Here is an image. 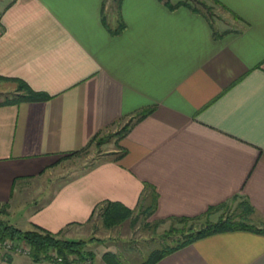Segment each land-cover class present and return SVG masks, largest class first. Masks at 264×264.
Instances as JSON below:
<instances>
[{"label":"crops","instance_id":"crops-1","mask_svg":"<svg viewBox=\"0 0 264 264\" xmlns=\"http://www.w3.org/2000/svg\"><path fill=\"white\" fill-rule=\"evenodd\" d=\"M168 2L179 0H0V205H31L27 227L9 223L64 236L106 201L138 210L157 194L159 220L239 194L264 226V0H216L210 18ZM5 78L52 97L3 104L16 89ZM149 107L115 149L48 181ZM3 254L0 264L32 263ZM156 264H264V233L216 232Z\"/></svg>","mask_w":264,"mask_h":264},{"label":"trees","instance_id":"trees-1","mask_svg":"<svg viewBox=\"0 0 264 264\" xmlns=\"http://www.w3.org/2000/svg\"><path fill=\"white\" fill-rule=\"evenodd\" d=\"M216 2V0H215ZM170 3V2H168ZM178 5H187L196 12H202L208 18L213 16V7L206 1L201 2L202 7H198L196 4L189 5L188 3L171 4V8H175ZM124 26V24H123ZM118 32V30L114 31ZM8 81L16 84L15 94L7 97L3 104H15L20 102H35L45 101L52 96L45 92L32 88L25 80L21 78H5ZM152 112V108H143L139 110L126 124L123 125L120 131L115 132L118 140H120L130 129L136 121L141 120ZM95 144L100 146L106 143L108 139L103 137L95 138ZM90 147V146H89ZM88 148V147H87ZM84 148L82 151H85ZM79 153V152H77ZM147 194H144L141 198V206L147 201ZM238 201L236 210H231V204ZM150 203L145 206L142 213L149 218L157 205V194L150 199ZM144 206V205H143ZM102 208L103 224L106 228H112L121 225L123 222L131 219L133 221L134 210L127 207L125 204L119 201H106L98 208ZM224 210V211H223ZM223 211L217 220L211 219L212 214ZM253 207L249 201L242 195H235L230 201L219 204L217 206H211L205 213L193 216V217H172L170 227L166 230L165 236L171 240V243H167L164 246L153 250L149 256L138 264H156L165 256L182 249L196 240L222 231H234V230H249L259 233H264V226L259 225L253 218ZM8 214V203L1 204L0 207V230L4 236H10L16 239L26 240L32 247L31 257L35 262H41L42 260L57 262V258H61V264H74L80 261H84L88 256L92 257L93 252L86 250L87 242L85 240L68 239L62 236L61 232L53 233L41 226L35 225L32 229H21L15 225L9 223L4 216ZM199 223L202 219H204ZM92 220V219H91ZM165 220H156L153 223L147 222L148 225L159 226L160 223ZM198 227L196 224H198ZM52 251L56 253V256L52 255ZM1 255V252H0ZM4 258L10 260V254H3ZM74 257V258H72ZM103 261L106 264H127L122 256L113 251H107L102 256Z\"/></svg>","mask_w":264,"mask_h":264},{"label":"rangeland","instance_id":"rangeland-1","mask_svg":"<svg viewBox=\"0 0 264 264\" xmlns=\"http://www.w3.org/2000/svg\"><path fill=\"white\" fill-rule=\"evenodd\" d=\"M202 1H206L209 5L213 6L212 11L215 15L219 14L220 8L213 0H179L180 3H188L189 5L196 4L198 7H202ZM13 84H7L8 91L10 89V85L16 86V84ZM3 86L4 84L0 82V92L6 89V86L4 88ZM14 94V89H11L10 92L5 94V97H10ZM124 124H126V122ZM124 124H122V127ZM122 127L119 128L118 131H120ZM114 133L115 132H109V134L105 136V138L108 139L106 143H103L100 146L96 144L91 145L85 151L72 155L69 158L62 159L59 166L53 169L51 174L52 180H48L47 178L39 180H44L43 184L46 185L47 182L45 180L51 181L52 183L54 181H60L61 179L67 178L70 175L74 176L77 173L83 172L87 166L92 165L93 162L101 157V155L116 148L117 144L115 143V138L117 135ZM51 183H49V185H51ZM25 184L31 191L28 192V198H30V196L35 193L34 190L36 187V180L30 179ZM237 204L238 201L231 204L230 211L234 212L237 208ZM145 206L146 205L141 206L138 210H134L132 215L133 221L129 219L121 225L112 228H106L104 226L102 218L103 210L100 207L95 211L93 218L88 225L76 227V229L66 232L63 236L64 238L85 240L87 242L86 250L93 252L92 257L87 255L84 261L74 264H106L101 258L107 251L119 253L127 264H138L146 259L153 250L160 248L167 243H171V240L164 235L166 230L170 227L171 220L163 219L165 222L160 223L159 226L148 225L147 222L155 224L154 222L156 220L151 218V216L150 218H146V215L142 213ZM30 207L31 205L26 209L22 206V208L16 209L13 213H10L8 205V214H6L4 218L6 220L10 219L13 222L19 221L18 223L21 227H27ZM223 211L212 214L211 219L217 220ZM204 220L205 218L199 223ZM199 223L196 224L197 227ZM51 253L56 256L54 251ZM28 257H31V254L28 255ZM30 260L32 261L31 264H57L56 262L46 260H42L41 262H35L32 258Z\"/></svg>","mask_w":264,"mask_h":264},{"label":"built area","instance_id":"built-area-1","mask_svg":"<svg viewBox=\"0 0 264 264\" xmlns=\"http://www.w3.org/2000/svg\"><path fill=\"white\" fill-rule=\"evenodd\" d=\"M0 252L10 255L20 254L28 256L32 252V247L26 240L4 236L0 230ZM56 260L57 264L61 263L60 257H58Z\"/></svg>","mask_w":264,"mask_h":264}]
</instances>
